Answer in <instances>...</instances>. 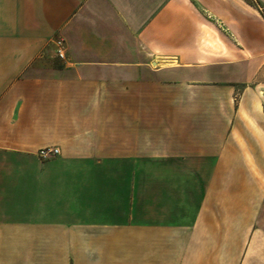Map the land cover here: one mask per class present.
Instances as JSON below:
<instances>
[{
    "label": "crops",
    "instance_id": "0c3cea01",
    "mask_svg": "<svg viewBox=\"0 0 264 264\" xmlns=\"http://www.w3.org/2000/svg\"><path fill=\"white\" fill-rule=\"evenodd\" d=\"M0 264H264L262 12L0 0Z\"/></svg>",
    "mask_w": 264,
    "mask_h": 264
},
{
    "label": "built area",
    "instance_id": "2783aa9c",
    "mask_svg": "<svg viewBox=\"0 0 264 264\" xmlns=\"http://www.w3.org/2000/svg\"><path fill=\"white\" fill-rule=\"evenodd\" d=\"M57 54L61 59L66 58V48L63 39L57 40ZM60 154V149L54 146H45L38 151V155L43 159H48Z\"/></svg>",
    "mask_w": 264,
    "mask_h": 264
},
{
    "label": "rangeland",
    "instance_id": "374dc122",
    "mask_svg": "<svg viewBox=\"0 0 264 264\" xmlns=\"http://www.w3.org/2000/svg\"><path fill=\"white\" fill-rule=\"evenodd\" d=\"M247 1L252 7L258 9L259 11H264V2L261 0H245ZM225 23V22H223Z\"/></svg>",
    "mask_w": 264,
    "mask_h": 264
},
{
    "label": "trees",
    "instance_id": "16d2710c",
    "mask_svg": "<svg viewBox=\"0 0 264 264\" xmlns=\"http://www.w3.org/2000/svg\"><path fill=\"white\" fill-rule=\"evenodd\" d=\"M262 15L264 16V11H262Z\"/></svg>",
    "mask_w": 264,
    "mask_h": 264
}]
</instances>
